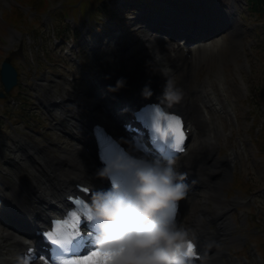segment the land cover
Instances as JSON below:
<instances>
[{
	"label": "clouds",
	"instance_id": "1",
	"mask_svg": "<svg viewBox=\"0 0 264 264\" xmlns=\"http://www.w3.org/2000/svg\"><path fill=\"white\" fill-rule=\"evenodd\" d=\"M125 83L121 77L109 87L116 90ZM145 89L151 90L150 84L144 93ZM163 95L174 102L182 93L169 78ZM114 173L123 180L109 189H96L88 204L97 251L85 264H192L190 231L178 222L174 210L189 186L175 159L122 151L97 172L109 177ZM51 264H60V258Z\"/></svg>",
	"mask_w": 264,
	"mask_h": 264
},
{
	"label": "rangeland",
	"instance_id": "2",
	"mask_svg": "<svg viewBox=\"0 0 264 264\" xmlns=\"http://www.w3.org/2000/svg\"><path fill=\"white\" fill-rule=\"evenodd\" d=\"M61 1H65V3H69V7L73 8L75 7V2H77L78 0H75V2H70L69 0H61ZM12 3L10 5H8V1L7 0H0V9L1 7H5L7 10L8 8H10L12 5L17 7L18 4L17 2L14 0L11 1ZM99 1H94V3L92 4V8H93V12L97 13L98 9H99ZM55 5H53L52 7H54ZM57 13L59 14V18H61V11L56 8ZM55 10V11H56ZM71 10V9H69ZM0 10V14H1ZM32 16H29L27 13L24 12V17H21L19 24V29L22 31H26L27 32V37L24 41L21 42H16L13 40L12 35H9V33H7L6 31L3 32V29L7 28L6 26H1L2 25V19H1V15H0V46H5L7 47H14V55L13 58L15 60H17V63L20 66L21 69V75H22V83L20 86V89H25L26 85L28 83H30V81L27 78V68L29 65H34V63H37V58L38 60H40V57L38 54L34 55V46L35 43L37 42L38 38L43 34L41 27H36L35 30L30 31V27H29V22ZM5 21H10L8 19V17L6 16ZM126 27H128L129 29H133V26H130V22L129 19L125 20V24ZM257 27L253 28L251 30L252 34L257 38V40H254V42H251L249 40L245 41V51L244 54H249V61L252 67V72L251 70L248 72L246 70H244L243 68L239 67L238 69H234V65L232 66V64L229 67H223V69H226L227 71L224 73L225 77L226 76H233L237 75L238 78L241 80V82L247 84L248 87V95L253 97V100L256 102V108L255 111L252 113V115L250 116V114H248L249 116L245 119V111H241L240 116L242 118V122L244 124V128H242V126L240 125V129L239 133L245 137V138H249L250 134H252L254 137L256 136V140H257V134H255V130L260 129L262 127V129L264 128V102H262V98L264 97V17L261 18L259 21H257V23H255ZM30 31V32H29ZM45 32V30H44ZM25 33H23L24 35ZM246 44L251 45V48L248 49V46H246ZM247 47V48H246ZM4 57L3 54H0V59L2 60ZM0 60V63H1ZM243 61L242 58L239 59V62L241 63ZM232 66V69H231ZM215 65L212 62V57L207 60L206 62H201L200 64H197L195 67V71H194V75L192 78V85H195L196 83L205 80V78H209V77H214V71H216L217 69H215ZM24 96H26V94H24ZM23 96V97H24ZM10 100H6V108H3V110H0V112H6L7 118H6V123H5V129L7 131V134L10 135V137L13 135L14 136V132L17 131L18 128H20V121L16 122L14 119L18 118L20 115H16V113L19 111L20 108L19 107V100L16 97L13 98H9ZM18 104V105H17ZM0 105L3 106L4 103L3 101L0 102ZM13 113V114H12ZM16 115V116H15ZM253 116H257L258 117V121L256 123L255 126L252 127L251 130L250 126L252 123V117ZM12 119V120H11ZM21 120V119H20ZM242 124V123H241ZM250 131V132H249ZM22 136H25V132L24 130L21 131ZM4 138V136L2 137ZM232 144H234L236 146V144L234 143L233 140H231ZM255 146L251 147L250 150V157L249 160L246 162L244 168L241 170L242 171V175L246 177L248 186H250L252 188L253 185H260V183H262V186L264 185V158H259L257 155H255ZM260 159H262L263 161H260ZM229 178V175H227V179ZM242 183V180L240 179H236V184L239 185ZM230 188V185L228 184V180H225V184H224V190H228ZM194 204L197 206L198 203L201 202V198L199 197H195L192 199ZM207 206L209 208H211L212 204H207ZM257 224V222L255 223Z\"/></svg>",
	"mask_w": 264,
	"mask_h": 264
},
{
	"label": "bare ground",
	"instance_id": "3",
	"mask_svg": "<svg viewBox=\"0 0 264 264\" xmlns=\"http://www.w3.org/2000/svg\"><path fill=\"white\" fill-rule=\"evenodd\" d=\"M241 35V34H240ZM148 42V44L151 45L152 47V51H155L156 49H165L167 46L166 43L164 42V40L162 38H157V40H153L151 38H147L146 39ZM223 41V42H222ZM223 43V44H222ZM240 40H238V36L234 37V38H230L225 40H220L219 43L215 44L216 47L212 48L213 51L212 53L208 51L209 47L205 46V45H201V46H197L195 47V57L197 61H200L202 58H206L211 54L212 57V62L213 64L216 66L215 69H220L217 73L216 79L217 81H222V79L220 78V73H222V69L223 67L227 68L230 64V62L236 61L238 57H240L241 55V46L242 44H240ZM221 45V47H219ZM172 50L174 52L171 53V48L167 50V54H166V61L167 62H172L173 63V67L172 70L170 69V72H174V74L176 73V86L179 88V90L181 91L182 95L181 98L178 101H174V102H169V100L166 98V102L170 103L172 106L177 107L178 109L182 110L183 113L186 115V117L189 119L191 125L193 126V130H194V135H193V143L191 144L190 147V154H189V159H192V162H188V166L189 169H192V167H196V169L200 168V167H204V164H198L197 162L194 161L196 154L199 153L202 150V145L205 142H210L208 139L205 138H200L201 136V130L204 129L206 131H208L207 128H214L215 131H219L220 129V125L217 123L215 125H213L212 122V116L209 113V108H207V105L210 104V106L212 105V97L207 95V91H206V97H204V93L202 91H199L198 89L201 87V85L199 86V88L196 87H192L190 81H192V77H191V73H194V70L191 71V69H189V56L190 55V51L187 53H185V51L181 48L176 49L175 47L172 48ZM197 50V51H196ZM162 51V50H161ZM160 51V52H161ZM154 54V52H153ZM193 55V54H192ZM210 58V57H209ZM165 67V66H163ZM167 71V69H165ZM164 70V71H165ZM148 74L150 75L151 73H153V75H156V73L160 74L158 71L154 70V69H149ZM120 77H124L126 80L125 85L127 84V77L125 76H120ZM99 80H103V79H99ZM106 81V78L104 79ZM124 85V86H125ZM93 86L94 83H93ZM95 88V87H93ZM122 88V87H119ZM164 93V91L162 92V94ZM75 98H78L80 100V102H84L86 104H88V108H91L93 106V104L97 103L96 100L93 98L94 95L88 94L86 96H82L79 92L77 94L74 95ZM97 96V95H95ZM83 109H85V105H83ZM216 123V120L214 121ZM207 135V134H206ZM215 135V134H214ZM201 140V141H200ZM213 163H211L209 166L210 168V173L214 172V169H217L219 166L217 164V160L213 158ZM195 189L193 190V192H191L188 195L194 194V195H198L199 193L195 190H197L198 188L196 186H193ZM207 191V190H205ZM208 192V191H207ZM210 192H208L209 194ZM204 197V196H203ZM206 198V196H205ZM188 199V198H187ZM185 199L184 200V204L183 206L186 208L188 206V200ZM190 199V198H189ZM206 208V207H205ZM209 215V214H208ZM204 216H206L205 211H203L201 214L197 215V219L201 220ZM37 264H41V263H37Z\"/></svg>",
	"mask_w": 264,
	"mask_h": 264
},
{
	"label": "snow or ice",
	"instance_id": "4",
	"mask_svg": "<svg viewBox=\"0 0 264 264\" xmlns=\"http://www.w3.org/2000/svg\"><path fill=\"white\" fill-rule=\"evenodd\" d=\"M169 130H171L174 135V143L172 144V147L177 151H182L183 150L182 142L186 138V136L182 130L181 120L179 117L172 118V121H170L169 123ZM158 131L162 132L164 135H167V132L163 128H158ZM75 203L81 204L84 202L77 199ZM174 210L175 211L177 210V206H174ZM69 215L71 217L70 222L67 219H63V218L59 221H53V228L41 234L44 235L46 239H48L49 237H52L54 229L56 231H59V228L57 227V225L71 227L73 231L76 232V230L79 229L80 224L84 221L85 218L81 217V215L76 211H72ZM86 219L88 221H91L90 211H88ZM81 235L82 234L74 235L73 240H72V246H73L74 251L70 252L67 256H62L60 258V264H70V262L71 264H85L88 257L92 256L97 251L95 244H93V246L89 247L87 252H84L81 254H74L76 252H80L79 245L81 242L80 241ZM49 244L52 247L59 249V243L57 241L49 240ZM60 251L63 252V249H60ZM188 254L190 256L197 255L196 245L192 240L188 241ZM52 258L55 259V257H52Z\"/></svg>",
	"mask_w": 264,
	"mask_h": 264
},
{
	"label": "water",
	"instance_id": "5",
	"mask_svg": "<svg viewBox=\"0 0 264 264\" xmlns=\"http://www.w3.org/2000/svg\"><path fill=\"white\" fill-rule=\"evenodd\" d=\"M4 79L14 83L16 81V71L13 68L3 70Z\"/></svg>",
	"mask_w": 264,
	"mask_h": 264
}]
</instances>
